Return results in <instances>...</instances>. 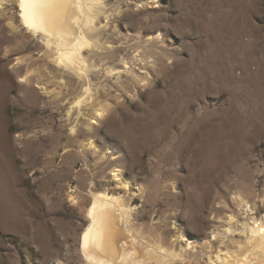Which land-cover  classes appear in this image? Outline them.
<instances>
[{
  "label": "rangeland",
  "instance_id": "rangeland-1",
  "mask_svg": "<svg viewBox=\"0 0 264 264\" xmlns=\"http://www.w3.org/2000/svg\"><path fill=\"white\" fill-rule=\"evenodd\" d=\"M99 5L79 75L0 0V264H86L93 194L139 264L238 254L264 221V0Z\"/></svg>",
  "mask_w": 264,
  "mask_h": 264
},
{
  "label": "bare ground",
  "instance_id": "bare-ground-1",
  "mask_svg": "<svg viewBox=\"0 0 264 264\" xmlns=\"http://www.w3.org/2000/svg\"><path fill=\"white\" fill-rule=\"evenodd\" d=\"M16 2L20 7L21 23L24 28L40 38L53 52L58 68L80 72L79 75L86 74L88 56L98 53L100 49H107L105 43L99 44L100 38H97L98 34L96 35L98 32L103 33L102 29L95 28L99 17L93 16L94 8L100 6L99 0H16ZM119 70L129 74L135 71L131 64L121 66ZM77 104L80 105L82 102ZM102 116L100 114L96 119ZM114 178L126 185L120 170L116 171ZM92 196V200H84L85 204L91 205L89 211L91 224L81 241L86 264H118L120 256L121 264H139L131 255L125 252L121 254L120 245L127 246L123 243L121 235L123 236L124 228L128 227L129 211L121 206L122 203L118 199L107 194ZM120 218L125 221L123 225H120ZM231 231L230 228L227 234ZM249 233L250 236L246 238L247 247L240 248L238 254L235 252H227L225 256L217 254L215 258L209 259V264H264V221L260 224L254 222Z\"/></svg>",
  "mask_w": 264,
  "mask_h": 264
}]
</instances>
